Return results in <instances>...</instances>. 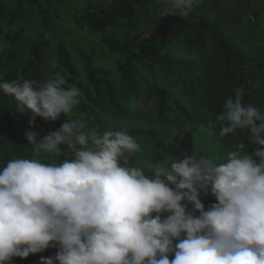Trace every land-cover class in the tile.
Here are the masks:
<instances>
[{
    "label": "clouds",
    "instance_id": "obj_1",
    "mask_svg": "<svg viewBox=\"0 0 264 264\" xmlns=\"http://www.w3.org/2000/svg\"><path fill=\"white\" fill-rule=\"evenodd\" d=\"M200 2L164 0V15L183 20ZM66 83L59 73L44 82L0 78V92L20 116L33 114L30 125L37 117L54 122L80 103V89ZM223 108L208 134L217 124L221 138L247 130L260 147L241 153V143L219 163L184 155L151 175L129 164L139 144L125 130L84 132L65 120L39 142L25 133L37 151L62 156L67 146L72 157L0 166V264L50 247L58 250L44 264H264V112L244 102L242 88ZM202 193L215 198L208 210Z\"/></svg>",
    "mask_w": 264,
    "mask_h": 264
},
{
    "label": "trees",
    "instance_id": "obj_2",
    "mask_svg": "<svg viewBox=\"0 0 264 264\" xmlns=\"http://www.w3.org/2000/svg\"><path fill=\"white\" fill-rule=\"evenodd\" d=\"M166 7L164 0H85L69 17L59 12L71 10L68 0H0V78L44 82L59 73L65 87L80 89V103L67 116L54 122L37 117L31 125L33 114L20 116L14 98L0 92V166L18 157L35 156L44 163L71 158L67 146H61L62 156L39 152L24 135L35 132L39 142L65 120L82 124L81 114L92 131L121 129L133 135L139 151L128 154L129 164L151 175L158 163L194 154L192 132L223 112L234 89L242 88L244 102L264 112V47L228 37L200 5L183 20L164 15ZM30 9L39 18L29 37L23 25ZM63 17L71 22L65 31ZM89 31L98 38L87 53L76 38ZM98 51L116 57V76L95 64ZM141 94L149 105L132 107ZM249 135L237 130L220 139L233 151L241 143L251 146ZM200 198L205 210L216 203L210 194ZM57 250L14 257L11 264H44L42 258Z\"/></svg>",
    "mask_w": 264,
    "mask_h": 264
},
{
    "label": "rangeland",
    "instance_id": "obj_3",
    "mask_svg": "<svg viewBox=\"0 0 264 264\" xmlns=\"http://www.w3.org/2000/svg\"><path fill=\"white\" fill-rule=\"evenodd\" d=\"M15 0H9L14 2ZM85 0H68V5L71 6V10L66 11L59 10L60 14L64 12L69 16V12H73L72 9L83 4ZM201 11L204 15L209 18L217 20L219 29L224 30L228 37H232L236 42L248 43V45H254L258 47H264V0H256L248 3L246 0H201L200 2ZM31 14L27 12V19L24 21L25 33L27 36H31L38 27L39 14L35 9L29 10ZM252 11H256L257 15H254ZM70 17V16H69ZM71 22L69 18L63 17L61 19V29L69 28ZM75 38V36H74ZM98 37L92 33H82L76 39L79 41L80 48L88 53L87 48L92 47ZM3 44L0 38V45ZM87 47V48H86ZM91 54V52L89 53ZM108 53L97 52V58L95 64H102L106 69L112 71L113 76H116L115 72V59L114 55H106ZM148 99H145L141 94L138 98H134L131 101V106L142 109L144 105H149ZM82 124L85 127L86 132L92 131L90 123L79 114ZM193 135V153L195 155H207L209 158L216 160L220 157L217 162H224L226 153L230 151V145L225 143L216 134L209 135L206 126L201 125L192 132ZM259 147L258 145L245 146L244 149H239L241 153L248 151L251 153ZM173 160V159H172ZM167 159L162 164L169 165L172 161Z\"/></svg>",
    "mask_w": 264,
    "mask_h": 264
}]
</instances>
